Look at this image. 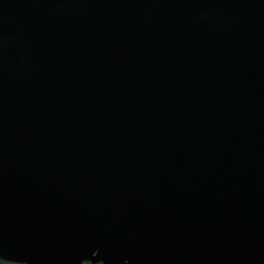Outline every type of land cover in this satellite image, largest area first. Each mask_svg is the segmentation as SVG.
I'll list each match as a JSON object with an SVG mask.
<instances>
[{
    "label": "water",
    "instance_id": "water-1",
    "mask_svg": "<svg viewBox=\"0 0 264 264\" xmlns=\"http://www.w3.org/2000/svg\"><path fill=\"white\" fill-rule=\"evenodd\" d=\"M0 260L264 264V0H0Z\"/></svg>",
    "mask_w": 264,
    "mask_h": 264
},
{
    "label": "trees",
    "instance_id": "trees-1",
    "mask_svg": "<svg viewBox=\"0 0 264 264\" xmlns=\"http://www.w3.org/2000/svg\"><path fill=\"white\" fill-rule=\"evenodd\" d=\"M0 264H16V263H10V262L0 260ZM84 264H88V263H84Z\"/></svg>",
    "mask_w": 264,
    "mask_h": 264
}]
</instances>
